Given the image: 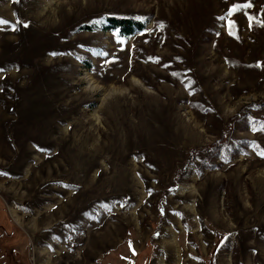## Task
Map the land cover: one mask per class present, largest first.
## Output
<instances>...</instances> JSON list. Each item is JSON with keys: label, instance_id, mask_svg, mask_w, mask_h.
Returning <instances> with one entry per match:
<instances>
[{"label": "rangeland", "instance_id": "1", "mask_svg": "<svg viewBox=\"0 0 264 264\" xmlns=\"http://www.w3.org/2000/svg\"><path fill=\"white\" fill-rule=\"evenodd\" d=\"M0 18V264H264V0Z\"/></svg>", "mask_w": 264, "mask_h": 264}, {"label": "trees", "instance_id": "2", "mask_svg": "<svg viewBox=\"0 0 264 264\" xmlns=\"http://www.w3.org/2000/svg\"><path fill=\"white\" fill-rule=\"evenodd\" d=\"M107 23L111 30L117 31L121 36H130L137 30H141L144 27V22L134 17H119V16H107ZM91 28V27H90ZM238 117H232L229 120V128H232L233 121ZM223 137L217 143L219 146L226 137Z\"/></svg>", "mask_w": 264, "mask_h": 264}, {"label": "snow or ice", "instance_id": "3", "mask_svg": "<svg viewBox=\"0 0 264 264\" xmlns=\"http://www.w3.org/2000/svg\"><path fill=\"white\" fill-rule=\"evenodd\" d=\"M16 2H19V0H16ZM241 6L239 4H234L232 6V10H237L239 9ZM244 7H252V5L250 3L245 4ZM251 19V18H250ZM101 21H96V23H100ZM7 25L11 28V30L15 31L18 29L19 26H23V27H27L28 26V22L27 21H21L19 18H17L14 22L13 21H9L7 19L4 18H0V27ZM230 25H234V22H230ZM52 55H56V53H52ZM101 55H107V53H101ZM4 71V69H0V72ZM173 75H176L175 73H173ZM252 130L253 131H264V123L261 124L260 128L257 129L255 123H253L252 125ZM259 155L264 156V150H261L259 153ZM65 187H67V185H65Z\"/></svg>", "mask_w": 264, "mask_h": 264}, {"label": "bare ground", "instance_id": "4", "mask_svg": "<svg viewBox=\"0 0 264 264\" xmlns=\"http://www.w3.org/2000/svg\"><path fill=\"white\" fill-rule=\"evenodd\" d=\"M16 219V218H15ZM17 220V219H16Z\"/></svg>", "mask_w": 264, "mask_h": 264}]
</instances>
